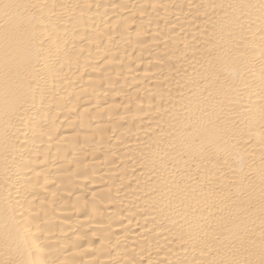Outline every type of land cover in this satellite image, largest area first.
<instances>
[{
	"label": "bare ground",
	"instance_id": "bare-ground-1",
	"mask_svg": "<svg viewBox=\"0 0 264 264\" xmlns=\"http://www.w3.org/2000/svg\"><path fill=\"white\" fill-rule=\"evenodd\" d=\"M0 264H264V0H0Z\"/></svg>",
	"mask_w": 264,
	"mask_h": 264
}]
</instances>
